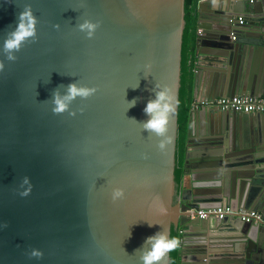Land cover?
<instances>
[{
  "label": "water",
  "instance_id": "1",
  "mask_svg": "<svg viewBox=\"0 0 264 264\" xmlns=\"http://www.w3.org/2000/svg\"><path fill=\"white\" fill-rule=\"evenodd\" d=\"M217 1L197 7L203 95L263 96L264 0ZM185 3L0 0V264H143L146 238L171 240L180 226L198 264L209 250V264H264L260 226L186 212L264 211V141L248 122L264 112L191 110L182 169L185 188V169L195 167L196 182L187 192L176 180ZM22 12L35 34L9 60L3 45ZM84 20L99 22L91 37L77 27ZM74 81L95 93L77 97L71 115L53 112V90ZM155 91L167 105L162 135L140 123ZM198 117L212 124L197 128ZM114 189L123 196L114 200ZM170 250L155 264H171Z\"/></svg>",
  "mask_w": 264,
  "mask_h": 264
},
{
  "label": "clouds",
  "instance_id": "2",
  "mask_svg": "<svg viewBox=\"0 0 264 264\" xmlns=\"http://www.w3.org/2000/svg\"><path fill=\"white\" fill-rule=\"evenodd\" d=\"M26 15L25 12L20 13L18 24L15 29L11 32L10 38L4 42L3 48L5 54L9 60H15V52L19 50L23 41L32 37L35 34V29L32 23L27 25V30H24L23 17ZM99 26L98 21L84 20L79 23L77 27L84 31L85 34L91 37L94 34V30ZM139 85V80L135 87ZM63 87L64 91H61ZM133 87V88H135ZM96 91L95 87H89L87 85L77 84L76 81L70 82L66 87L61 85L53 90L51 102L53 105V112H62L69 110V114H73L70 111L72 102L80 97L82 99L89 97ZM164 93L163 91H155V98L150 99L144 108V112L148 115V119L140 122L142 123L144 130L151 131L156 135H162L165 130L167 123V105L163 103ZM136 100L128 101L129 107L134 106ZM123 196L122 189H114L112 193L113 199H117ZM151 225V224H149ZM130 235V233H129ZM175 241L166 239L163 234L155 233L146 238L144 244L140 249L143 250L142 261L143 264H155L160 259L163 253L169 250ZM38 255V253H33Z\"/></svg>",
  "mask_w": 264,
  "mask_h": 264
},
{
  "label": "trees",
  "instance_id": "3",
  "mask_svg": "<svg viewBox=\"0 0 264 264\" xmlns=\"http://www.w3.org/2000/svg\"><path fill=\"white\" fill-rule=\"evenodd\" d=\"M197 2L198 0H186L185 3L186 26L182 47V86L180 89L178 163L176 167V180L179 184L182 178L188 118L191 112V102L193 100L198 21ZM171 240L175 241L170 250L172 258L171 264H177V253L181 244V233H177L175 229H173Z\"/></svg>",
  "mask_w": 264,
  "mask_h": 264
},
{
  "label": "built area",
  "instance_id": "4",
  "mask_svg": "<svg viewBox=\"0 0 264 264\" xmlns=\"http://www.w3.org/2000/svg\"><path fill=\"white\" fill-rule=\"evenodd\" d=\"M206 0H198L199 3ZM239 24L244 23V17H237ZM233 37L235 35L233 34ZM196 71V68H195ZM215 108L220 110H234L246 113H260L264 112V95H250V94H238L234 96H220L212 99H198L193 98L191 102V110L200 108ZM187 214L191 218H209L215 217L217 219H224L227 217H237L246 223H252L262 228L264 233V211L260 210H246V209H234L231 205H220L208 208H189L186 210Z\"/></svg>",
  "mask_w": 264,
  "mask_h": 264
},
{
  "label": "crops",
  "instance_id": "5",
  "mask_svg": "<svg viewBox=\"0 0 264 264\" xmlns=\"http://www.w3.org/2000/svg\"><path fill=\"white\" fill-rule=\"evenodd\" d=\"M216 2L213 3V8H219V3L217 0H215ZM200 24L199 21H197V37H198V31H199V27L198 25ZM239 29L235 28V33H237ZM233 31V32H234ZM198 54L199 52H196V63H195V67H196V71H195V79H194V85H193V98H198V99H206V97L203 95L204 92V88H205V84H206V74L204 73L203 76L201 75L202 70L197 67V59H198ZM257 114V113H256ZM213 115V113H212ZM211 115V116H212ZM258 116V117H256ZM259 116H263V115H254V117L252 119H249V133L251 135H253L256 139L263 137V141H264V118L263 117H259ZM205 122L207 125H211L212 124V119L210 118H206L205 120H201L200 117H198V119L196 118V127L199 128L201 123ZM209 125V126H210ZM194 138H199L198 135L194 136ZM186 139H187V134H186ZM199 147H197V145H194V148H192V153L193 156H191V159L189 160L190 162L193 163V165L196 163L197 160H200L201 156L199 155ZM186 150V149H185ZM184 159H185V153L183 155V166H184ZM188 169H185V172L187 174V182H186V188L184 187V183H183V174L184 171L182 169V178L179 184V188L183 189L187 192L190 191L189 188H192L193 186H195V178H193L191 175L194 174V170L195 167H191L190 172L187 171ZM190 186V187H189ZM239 209H243V208H239ZM255 210H260V209H255ZM262 211V210H260ZM175 231L177 233H181V244L180 247L178 249V253H177V264H198L197 262H194L192 256L194 255V250L196 248V244L193 243L192 238L190 236V230L185 229V227L180 226L178 229L175 228ZM223 244L225 243H208V247H218L221 250V245L223 246ZM182 248L184 249V251H182ZM213 257L212 255V251L209 250L208 253L206 254V258H203L201 261V264L204 263H210L211 262V258Z\"/></svg>",
  "mask_w": 264,
  "mask_h": 264
},
{
  "label": "flooded vegetation",
  "instance_id": "6",
  "mask_svg": "<svg viewBox=\"0 0 264 264\" xmlns=\"http://www.w3.org/2000/svg\"><path fill=\"white\" fill-rule=\"evenodd\" d=\"M177 197V196H176ZM177 199V198H176Z\"/></svg>",
  "mask_w": 264,
  "mask_h": 264
}]
</instances>
